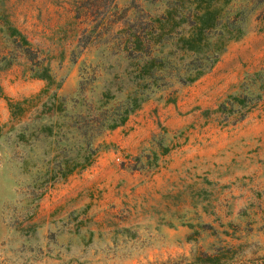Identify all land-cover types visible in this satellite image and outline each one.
I'll return each instance as SVG.
<instances>
[{
  "label": "rangeland",
  "instance_id": "rangeland-1",
  "mask_svg": "<svg viewBox=\"0 0 264 264\" xmlns=\"http://www.w3.org/2000/svg\"><path fill=\"white\" fill-rule=\"evenodd\" d=\"M161 1L145 4L156 11ZM115 3L128 0H0V264H264V17L251 14L197 79L151 91L123 123L101 130L92 161L64 177L43 173L47 142L59 134L31 127L22 140L9 128L8 98L44 84L26 46L63 77L57 91L67 98L86 76L91 102L75 109L96 106L123 63L109 55L95 63L105 42L80 38ZM218 247L228 250L216 263L198 256Z\"/></svg>",
  "mask_w": 264,
  "mask_h": 264
},
{
  "label": "trees",
  "instance_id": "trees-1",
  "mask_svg": "<svg viewBox=\"0 0 264 264\" xmlns=\"http://www.w3.org/2000/svg\"><path fill=\"white\" fill-rule=\"evenodd\" d=\"M146 2L152 0H128L124 6L115 3L111 17L102 16L87 32L83 30L81 46L88 41H95L94 46L100 40L105 42L101 48H95V63L106 55L117 64L123 63L120 70L111 73L115 81L105 85L94 99L98 101L96 106L90 104L85 111L75 106L86 97L91 102V95L85 92L86 76L80 74L76 89L67 98L57 91L63 77H56L49 64L37 55H30L26 46L31 75L42 78L44 84L28 96L8 98L9 128L16 125V135L22 140L25 129L31 127L45 136L59 134L55 141L47 142L51 158L43 173L50 178L64 177L88 165L96 154L93 139L101 130L123 123L151 91L173 81L186 84L197 79L213 66L230 41L244 34L251 14L255 13L254 18L259 21L264 17V0H162L156 11H150ZM82 7L77 6L76 12ZM106 22L107 31L102 29ZM261 28L264 22L258 26ZM15 32L18 42L27 44ZM84 64L81 61L80 72ZM67 99L71 112L65 110ZM50 111L63 116L60 123L41 119L42 113ZM5 125H0V131ZM216 250L218 253L202 252L198 256L202 261L216 263L225 256L228 247Z\"/></svg>",
  "mask_w": 264,
  "mask_h": 264
}]
</instances>
